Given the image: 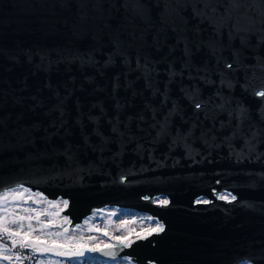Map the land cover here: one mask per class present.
<instances>
[{
    "label": "water",
    "instance_id": "water-1",
    "mask_svg": "<svg viewBox=\"0 0 264 264\" xmlns=\"http://www.w3.org/2000/svg\"><path fill=\"white\" fill-rule=\"evenodd\" d=\"M259 91L264 0H0V192L163 226L83 257L264 264Z\"/></svg>",
    "mask_w": 264,
    "mask_h": 264
},
{
    "label": "rangeland",
    "instance_id": "rangeland-1",
    "mask_svg": "<svg viewBox=\"0 0 264 264\" xmlns=\"http://www.w3.org/2000/svg\"><path fill=\"white\" fill-rule=\"evenodd\" d=\"M21 186L29 189L24 185H18L12 188L20 190ZM36 193H39V191H31L29 189V192L24 194L22 200L13 201L10 199L5 204V207L9 209H16L18 215H25L26 213L23 211L25 208L36 209L37 213L40 214L41 220H52L55 223L62 224V227L51 228L48 229V231H62L63 228H67L69 229L67 235L74 236L76 238L83 237L89 247L113 243V239H117V237L131 240L134 237L147 234L156 224L161 225L160 221L151 216L149 217L151 219L148 218V220H146V216H149V214L145 211L141 212L140 210H133V208L130 207H127L130 209L124 211L120 209H112L107 205L98 207L99 210L86 215V217H84L79 223L69 225L68 223L62 222V218L65 215L60 212V208L64 206L62 201L65 199L58 198L56 201H52L56 203L49 204L48 201H50V199H46L44 195L36 196ZM219 195L229 196L227 192L219 193ZM30 196L31 199H29ZM54 204L56 206H54ZM85 221H87V223H85ZM32 223L34 226L38 227L35 219H33ZM105 232H107L108 235H104ZM35 235H40V233H35ZM89 237H94L95 239L90 240L88 239ZM0 242L6 243L8 247L11 248V242L7 240V238ZM15 251L16 249H13L12 253L6 254L14 255ZM34 257L38 261L45 262V264H47V262H51V264H58V262H60V264H138L131 261L127 256H118L115 259L92 257L86 259L85 261H82L81 257H77L66 263L63 261L64 258L55 256L51 253L44 255L36 253V256ZM0 264H34V261L31 260L26 263L24 260L21 261L14 258L11 261H0ZM237 264H251V262L243 260Z\"/></svg>",
    "mask_w": 264,
    "mask_h": 264
},
{
    "label": "snow or ice",
    "instance_id": "snow-or-ice-1",
    "mask_svg": "<svg viewBox=\"0 0 264 264\" xmlns=\"http://www.w3.org/2000/svg\"><path fill=\"white\" fill-rule=\"evenodd\" d=\"M228 67H231V65H228ZM255 95L264 98V91H259L255 93ZM201 107L202 105L199 102L195 103L196 109H200ZM28 192L29 189L23 188V186L20 187V190L17 188H8L5 191L0 192V241L7 238V240L11 242V248H9L6 243L0 242V261H11L14 258L16 260L31 259L34 261V264H45L43 261L36 260L34 256H25V252L39 253L40 255L51 253L55 256L67 257L71 261L73 258L83 257L86 252L102 251L99 247H88L87 242L83 237L76 238L74 236L67 235L69 231L67 228H63L62 231H48V229L51 228H60L62 227V224L55 223L52 220H41L40 214L37 213L36 209L25 208L23 211L26 214L18 215L16 209H9L5 207V204L10 199L13 201L22 200L24 194ZM35 195L41 196L40 193H36ZM217 198L220 200H227L228 196L218 195ZM29 199H31V196ZM236 199V196H231V201H235ZM48 203L52 204L56 202L48 201ZM62 203L65 207L68 205L67 200L62 201ZM196 203L208 204L210 201L204 199L197 200ZM159 204L161 206H167L169 201L167 199H161L159 200ZM33 219H35L38 227L33 225ZM62 222L70 223L67 216L62 218ZM85 223H87V221H85ZM160 231H163V226L156 224L152 228L151 232L147 233V235L150 236L153 233ZM35 233H40V235H35ZM104 235H108V233L105 232ZM139 238L143 239L146 237L141 236ZM88 239L91 240L95 238L89 237ZM117 240L125 247H128L130 243H132V241L128 239H121L120 237H117ZM108 247H115V245H105V248ZM13 249L24 251H17L14 255L6 254L12 253ZM47 264H51V262H47ZM58 264H60V262H58Z\"/></svg>",
    "mask_w": 264,
    "mask_h": 264
},
{
    "label": "built area",
    "instance_id": "built-area-1",
    "mask_svg": "<svg viewBox=\"0 0 264 264\" xmlns=\"http://www.w3.org/2000/svg\"><path fill=\"white\" fill-rule=\"evenodd\" d=\"M161 199H166V198L165 197H156V198L153 199V201L159 203V200H161ZM107 206L110 207V208H112V209H120V210H124V211L127 210V209H130V208H127V207H121V206H117V205H114V204L107 205ZM133 210H135V209H133ZM146 217H147L146 220H148V218L150 217V215L149 216H146Z\"/></svg>",
    "mask_w": 264,
    "mask_h": 264
},
{
    "label": "trees",
    "instance_id": "trees-1",
    "mask_svg": "<svg viewBox=\"0 0 264 264\" xmlns=\"http://www.w3.org/2000/svg\"><path fill=\"white\" fill-rule=\"evenodd\" d=\"M14 250H15V249H14ZM17 251H24V250L16 249L15 252H17ZM28 255L36 256V253L25 252V256H28ZM89 258H92V257H81V260H82V261H85L86 259H89ZM22 260H24L26 263H27L28 261H31V259H22ZM22 260H21V261H22ZM63 261H64V263H66V262H69V259H68V258H64Z\"/></svg>",
    "mask_w": 264,
    "mask_h": 264
},
{
    "label": "bare ground",
    "instance_id": "bare-ground-1",
    "mask_svg": "<svg viewBox=\"0 0 264 264\" xmlns=\"http://www.w3.org/2000/svg\"><path fill=\"white\" fill-rule=\"evenodd\" d=\"M41 195H42V193L41 192H39ZM220 193H224V192H220ZM200 200V199H199ZM89 214H91V213H89ZM89 214H87V215H89ZM86 217V216H85Z\"/></svg>",
    "mask_w": 264,
    "mask_h": 264
}]
</instances>
